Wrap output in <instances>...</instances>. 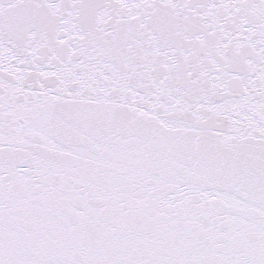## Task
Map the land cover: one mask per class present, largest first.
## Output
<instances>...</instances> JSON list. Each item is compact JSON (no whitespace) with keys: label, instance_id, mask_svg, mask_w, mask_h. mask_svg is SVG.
Returning a JSON list of instances; mask_svg holds the SVG:
<instances>
[{"label":"snow or ice","instance_id":"6c2138e0","mask_svg":"<svg viewBox=\"0 0 264 264\" xmlns=\"http://www.w3.org/2000/svg\"><path fill=\"white\" fill-rule=\"evenodd\" d=\"M0 264H264V0H0Z\"/></svg>","mask_w":264,"mask_h":264}]
</instances>
